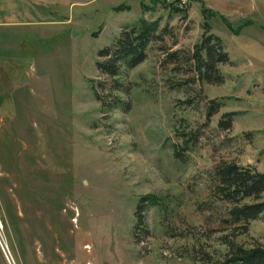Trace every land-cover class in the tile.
Instances as JSON below:
<instances>
[{"label": "rangeland", "instance_id": "374dc122", "mask_svg": "<svg viewBox=\"0 0 264 264\" xmlns=\"http://www.w3.org/2000/svg\"><path fill=\"white\" fill-rule=\"evenodd\" d=\"M13 2L16 23L0 38V221L15 263L199 264V248L224 252L205 233L218 223L196 207L199 174L222 158L264 172V0ZM140 20L166 34L122 72L128 90L109 91L96 52ZM206 32L228 55L216 83L196 81L189 60ZM107 90L125 111L100 107L94 91L107 102ZM228 111L231 128L218 130ZM189 130L199 139L181 161L174 144ZM142 195L159 199L145 230L134 227ZM237 241L264 243V220Z\"/></svg>", "mask_w": 264, "mask_h": 264}, {"label": "trees", "instance_id": "16d2710c", "mask_svg": "<svg viewBox=\"0 0 264 264\" xmlns=\"http://www.w3.org/2000/svg\"><path fill=\"white\" fill-rule=\"evenodd\" d=\"M166 30L167 28L158 30L155 21L140 20L122 28L110 45L97 50L98 59L94 61V67L107 78L109 91L125 93L128 90L127 85L120 80V75L142 62L148 45L162 40ZM169 57L175 59L178 56L173 52ZM189 60L192 62L196 81L216 83L221 81L216 64L228 61V55L220 37L206 32L201 41L194 45ZM98 85L104 89L102 83ZM108 90L107 102L94 91L100 107L104 110L120 107L125 111L127 102L115 94H110ZM219 106L218 101L211 100L207 110L208 117L214 114ZM234 115L233 111L224 112L217 120L218 130L230 129ZM197 132L198 130H189L186 133L185 146L176 148L174 144L177 159L185 161V149L196 144L199 139ZM250 134L251 132H245L247 136ZM199 175L207 194L204 200L198 201L197 210L206 213L207 218L215 219L218 223L217 227H208L205 233L208 236L217 234L218 240L225 246L224 252L219 256L201 248L196 250L199 264H264V243L246 246L237 241L238 236L248 232L252 221L264 220V172L234 159L222 158L204 174ZM158 203L159 199L153 195L140 196L133 211L134 227L142 226L145 230L144 212L150 205Z\"/></svg>", "mask_w": 264, "mask_h": 264}, {"label": "crops", "instance_id": "0c3cea01", "mask_svg": "<svg viewBox=\"0 0 264 264\" xmlns=\"http://www.w3.org/2000/svg\"><path fill=\"white\" fill-rule=\"evenodd\" d=\"M15 7L13 0H0V38L11 35V28L16 23L14 18ZM8 37V36H7Z\"/></svg>", "mask_w": 264, "mask_h": 264}, {"label": "built area", "instance_id": "2783aa9c", "mask_svg": "<svg viewBox=\"0 0 264 264\" xmlns=\"http://www.w3.org/2000/svg\"><path fill=\"white\" fill-rule=\"evenodd\" d=\"M0 256H1L2 264H16L7 246L6 240L4 238L1 221H0Z\"/></svg>", "mask_w": 264, "mask_h": 264}]
</instances>
